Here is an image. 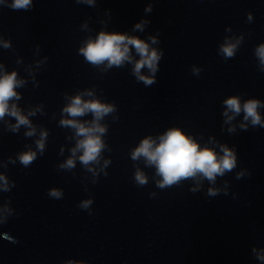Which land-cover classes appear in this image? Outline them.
Returning <instances> with one entry per match:
<instances>
[{
    "label": "clouds",
    "instance_id": "clouds-1",
    "mask_svg": "<svg viewBox=\"0 0 264 264\" xmlns=\"http://www.w3.org/2000/svg\"><path fill=\"white\" fill-rule=\"evenodd\" d=\"M88 2L91 3L92 0H88ZM30 4L31 0H13L10 7L12 9H26ZM136 27L140 28L141 25L137 24ZM128 45H133L141 56V59L135 65V72L139 79L144 81L146 85H151L154 83V79L140 76V69L147 66L155 72L160 55L156 50H150L149 46L142 40L121 34L102 32L96 40H90L87 46L81 49V52L92 64L107 61L109 65H120L124 60L130 59ZM223 52L229 57L232 56L233 46L224 47ZM258 55L261 61L264 62V46L258 49ZM18 83L15 73L0 77V118L9 112L8 101L17 96L14 88ZM225 103L234 112L239 113L241 111L238 98H230ZM257 106V101H248L243 106L245 119L247 120L250 117L253 125L261 123L260 116L256 111ZM65 111L72 117L91 111L96 119H99L103 114L113 111V108L103 105L99 101L83 102L79 97H76ZM10 114L17 118L18 124L28 123V120L15 107H13ZM63 123L76 127L77 134L84 137L77 145L79 149L83 150L82 163L88 164L90 161L96 160L103 145L94 133L103 132L104 129L85 127L75 121H64ZM28 134L31 135V133ZM39 147L43 149L42 142ZM139 156H144L150 164H155L157 173L162 177L160 187L175 184L181 179L195 178L198 175L207 178L209 181H214L217 175H223L226 170L231 171L236 164L235 155L227 148L224 149L222 157H217L212 149L200 148L191 137L186 136L178 128L167 131L160 137L158 144L151 139L142 141L139 148L133 153V159ZM34 158L35 154H25L21 156V162L27 166ZM67 166L72 167L73 161L68 160ZM137 180L141 184L146 183L145 177L139 173L137 174ZM209 194L215 195L216 193L209 190ZM49 195L59 197L60 193L53 190ZM90 203L91 201H85L81 207L87 208ZM261 259H264V257H261Z\"/></svg>",
    "mask_w": 264,
    "mask_h": 264
}]
</instances>
